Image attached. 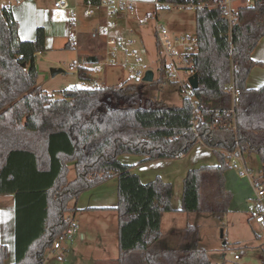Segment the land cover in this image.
<instances>
[{"label": "trees", "instance_id": "1", "mask_svg": "<svg viewBox=\"0 0 264 264\" xmlns=\"http://www.w3.org/2000/svg\"><path fill=\"white\" fill-rule=\"evenodd\" d=\"M195 14L199 86L192 98L175 105L151 95L146 82L69 86L55 97L38 85L36 57L46 50L45 28L37 29L35 39L22 40L13 11L0 3V195L13 194L16 208L15 258L8 262V247L1 245L0 264H44L52 242L69 226L70 203L113 175L118 176L117 264H225L211 260L197 223L181 229L175 246L152 248L167 237L162 216L174 211L173 185L159 176L143 182L119 158L127 153L146 161L177 158L200 138L212 147L218 164L190 169L184 178L185 213L221 218L228 212L232 194L225 174L232 166L225 151L257 153L264 184V84L248 86L253 67L264 65L252 57L264 37V0L240 6L231 28L220 6L199 7ZM77 72L81 80H92L89 68ZM163 72L150 85L168 83L183 92ZM231 84L241 91L235 112H230Z\"/></svg>", "mask_w": 264, "mask_h": 264}, {"label": "rangeland", "instance_id": "2", "mask_svg": "<svg viewBox=\"0 0 264 264\" xmlns=\"http://www.w3.org/2000/svg\"><path fill=\"white\" fill-rule=\"evenodd\" d=\"M119 4L120 2L114 1L111 7L104 5L100 8L101 11H95L93 15H86V6L80 5L76 12L77 19L67 11L59 17L54 14L55 20L49 19L41 24L45 26L46 50L39 52L36 57L40 87L55 97H62L67 87H80L83 82L84 86L88 88L118 85L124 81L143 83L145 82L144 75L149 69L154 71V81H157L162 75V60L155 35L156 24L169 29L172 36H193L196 34L195 9L174 6L165 9L158 7L156 2L135 3L134 12L124 15L119 9ZM108 10L115 11L109 14ZM106 12L107 15L103 16L102 13ZM101 14L102 18L98 28H88V20L100 18ZM145 18L148 20L145 21ZM108 20L113 21L116 26L108 32H103ZM36 34L35 31L34 35ZM119 36H127L132 44L129 46L128 52L117 48L116 61L107 63L105 61L107 50L105 39L106 37ZM131 50L136 51L137 56H132ZM90 57L95 58L91 63L87 62ZM125 58H127V62L124 61ZM138 60L139 63H137ZM81 66L90 69L91 81L80 79L77 71ZM52 68H62L64 71L53 75ZM150 83L146 82L145 87L149 89L151 86V90L153 89L151 95L160 99L167 98L165 100L171 104L180 105L182 103L184 97L178 87L173 89L170 84L163 82L151 85ZM165 92H169L170 95H166ZM225 153L229 154L228 151ZM199 154H204V160L198 164L195 161L192 162ZM243 156L252 176L261 182L260 171L263 169V163L260 156L255 152H245ZM181 157L169 160H147L150 162L148 163V173L150 174L155 171V173L165 175L168 172L179 170L172 178L165 177L173 185L172 203L175 206L177 202L182 206L184 181V176L181 173L182 168L184 169L188 165L200 166L218 163V157L212 148L201 143ZM239 167H244L241 161H238L237 167L232 166L225 174L227 189L232 194L228 212L221 218L213 214L198 216L194 213L190 215L192 218L189 220L192 223L198 221L201 244L208 250L213 262L264 264V230L255 220L261 207L264 212V197L259 202L256 188L247 177H241ZM75 176L74 163H71L69 178L72 180ZM262 188L264 189V184ZM112 196H114L113 189H108L101 198L104 199L105 204L112 205ZM78 197L70 203L71 207L76 204ZM95 197L94 195L93 199ZM115 198L118 201L116 194ZM87 199H89V194ZM74 210L75 207H72V211ZM72 214L73 212H70L67 215L72 216ZM74 217V222L78 226L77 232L72 235L71 239L63 241L60 251L54 252L49 248L44 264H117L119 256L117 211L114 208L93 211L77 210ZM174 218L176 223H174ZM187 219L188 214L181 211L163 214L162 224L164 231L167 232V237L165 242L157 241L152 245V248L159 244H164L163 247L175 246L181 229L189 221ZM195 219L197 220L195 221ZM82 232L84 233L83 237L81 236ZM68 247L71 249L69 250ZM58 255H63L64 259L59 260Z\"/></svg>", "mask_w": 264, "mask_h": 264}, {"label": "crops", "instance_id": "3", "mask_svg": "<svg viewBox=\"0 0 264 264\" xmlns=\"http://www.w3.org/2000/svg\"><path fill=\"white\" fill-rule=\"evenodd\" d=\"M56 1L57 0H0V3L2 6L10 7L11 10L13 11L15 18L18 21V25H19L18 29H20L19 30V37L22 40H33L36 37V35H34L35 31L37 32V29L39 27L45 28V26L41 25V24H44L49 19L55 20L53 17L54 14H56V16L59 17V16L63 15L64 12L69 11V14H71V15L73 14V16H75V19H77L76 12L78 11V8H80V5H82V6L85 5V3H84L85 0H68L71 8L68 10H65V9H61L59 7H56L55 6ZM104 1L105 2L118 1L120 3L131 1V2H133L134 7H135V3L136 4L137 3L145 4V3L156 2V5H157V2H158V0H104ZM244 2H245V0H235V4L238 8L240 6L245 5ZM102 14H103V16L107 15L106 13H102ZM102 14L100 15V18L88 20L87 27L90 29H97L99 26V23H100V19L102 18ZM193 36H196V34ZM157 43H158V41H157ZM259 43H260V45L256 46V48L252 52V57L254 60L264 64V37L260 40ZM158 47H159L160 54H161V49H160L159 43H158ZM162 68L165 71L164 60H163L162 66H161V72H162ZM163 76L165 77V72H163ZM262 84H264V65L263 66L256 65L253 67V69L250 73V76L248 78V86L252 87V88H257V87L261 86ZM83 85H85L84 82H83ZM179 86H180V84H179ZM165 94L170 95L169 92H165ZM202 145H206V144H202ZM206 146H208V145H206ZM210 148H212V147H210ZM212 150L214 151L213 148H212ZM189 155H188V157H189ZM203 155L204 154L196 155V157L192 160V162L195 161V162H197V164L202 162L204 160ZM188 157H186V158H188ZM119 158L123 163L129 164L131 166V170L135 173H138L143 182L152 181L158 176L161 177L163 180L167 181V178H165L166 176L169 178H172L176 173L179 172V170H176V172L175 171L174 172H168V174L163 175L162 173L161 174L155 173V171H154V173L150 174V173H148V163H150V162H147L146 160H144L143 156L127 153V154L120 155ZM169 159H172V158L157 159V160H169ZM245 163L247 166L246 159H245ZM203 165H205V164H203ZM203 165H200V166H203ZM206 165H216V164H206ZM200 166L188 165L187 167H184V169L182 168L181 173H182V176H184L183 178H185L186 174L188 173V171L190 169L198 168ZM247 168H248V166H247ZM262 170L263 169H261V171H260V175L262 174ZM250 174H251V172H250ZM251 176H252V174H251ZM252 177L256 178L255 176H252ZM256 179H258V178H256ZM108 189H110V190L113 189V191H114V196H112V199H111L112 205L111 204L110 205L105 204L104 199L101 198L102 195H104L106 193V191H108ZM88 194H89V199H87ZM115 194L118 196V176L117 175H113L109 179H107L106 181L98 184L97 186L90 188V189H87L84 192H82L81 195L76 200V204H74L72 206V207H75L74 213L72 215L73 218L75 219L74 215L76 214L77 210L93 211L96 209L114 208L118 203L117 198H115ZM94 195L96 196L95 199H93ZM182 196H183V191H182ZM91 197H92V199H91ZM178 204L179 203L177 202V205L175 206L172 203L174 211H181L182 206H180ZM15 209H16L15 208V200H14L13 194L0 195V246L1 245H7L9 247V252H10V256L8 258L9 262H13L14 258H15V244H16V238H15L16 237L15 236L16 211H15ZM181 212H183V211H181ZM165 213H167V212H165ZM194 213H196V212L187 213L188 214L187 220L191 219L192 216H190V215H192ZM196 214L198 216L203 215L201 213H196ZM196 220L197 219H195V221ZM174 221H175L174 223H176L175 218H174ZM190 222H191L190 220L187 221V223H190ZM195 223L198 224V221H196ZM162 230L164 232V235H166L167 232L164 231L163 224H162ZM81 236L82 237L84 236L83 232H82ZM117 236H118V230H117ZM68 249L70 250L71 248L68 247ZM244 264H248V263L245 262Z\"/></svg>", "mask_w": 264, "mask_h": 264}, {"label": "built area", "instance_id": "4", "mask_svg": "<svg viewBox=\"0 0 264 264\" xmlns=\"http://www.w3.org/2000/svg\"><path fill=\"white\" fill-rule=\"evenodd\" d=\"M252 3V0H245V5H249ZM112 2H105L102 1L101 4H93L92 2L86 3L85 14L86 15H93L95 11H101L100 8L104 5L107 7H111ZM158 6L165 5L168 8L170 6L178 7V8H192L197 9L199 7H215L220 6L222 14L225 18H227L230 28L237 22V17L239 14V8L235 4V0H208L202 3H196L193 0H184L178 3H159L157 2ZM55 6L61 9L68 10L70 9V4L68 0H57L55 2ZM119 9L124 13V15L132 14L135 10L134 4L131 1L122 2L119 4ZM115 10H108L107 12L110 14ZM106 12V14H107ZM75 18V17H74ZM148 18H145L147 21ZM116 24L113 21L108 20L107 24L103 28V32L110 31L111 28H114ZM155 35L157 41L160 45L161 49V57L164 60V68H165V79L168 81H175L184 89L183 96L185 98H192L191 91L193 90L190 84V78L196 74L195 63H196V54L198 52V38L197 36H172L169 29L164 27L163 25H156ZM132 44V41L127 38V36H119V37H106L105 39V47L106 56L105 61L107 63H114L117 57V48L121 51L128 52L129 46ZM132 56H137L136 51L131 50ZM23 57V55H20ZM127 62V58L124 60ZM139 63V60L137 61ZM140 74V72H138ZM84 86V85H82ZM230 90L233 96V108L230 109V112H235L236 104L240 100L241 91L239 88L235 87L233 84L230 85ZM197 108V107H196ZM198 109V108H197ZM217 115L220 112L216 113ZM196 123V119L194 120ZM199 143L205 144L204 141L200 138ZM230 157L231 166L237 167L238 161L243 163L244 167L240 168V175L242 177H247L250 183L256 188L257 196L259 202L264 197V189L262 188L263 184L260 180L251 176L246 163L245 158L243 156V152L240 149H237L233 152H228ZM69 219V226L65 230V232L59 235L57 238L54 239L51 245V250L56 252L62 249L63 241L65 239H71L72 235H74L77 230L78 226L74 222V218L72 216L68 217ZM256 222L263 227L264 230V212L263 207H261V211L258 212L255 218ZM59 260H63V255L57 256ZM238 257V256H236Z\"/></svg>", "mask_w": 264, "mask_h": 264}, {"label": "water", "instance_id": "5", "mask_svg": "<svg viewBox=\"0 0 264 264\" xmlns=\"http://www.w3.org/2000/svg\"><path fill=\"white\" fill-rule=\"evenodd\" d=\"M94 60H95L94 57H90V58H89V61H87V62L91 63V62H93ZM97 60H98V59H97ZM63 71H64V70H63L62 68H52V73H53V75H56V74H58V73H60V72H63ZM154 75H155L154 71H153L152 69H149V70L146 71L143 80H144L145 82H153V81H154ZM190 84H191V86H192L193 89L198 88V86H199V76H198L197 73L194 74V75L190 78Z\"/></svg>", "mask_w": 264, "mask_h": 264}]
</instances>
